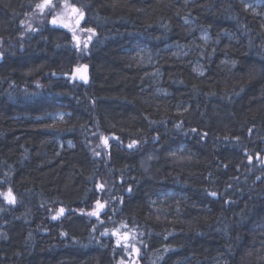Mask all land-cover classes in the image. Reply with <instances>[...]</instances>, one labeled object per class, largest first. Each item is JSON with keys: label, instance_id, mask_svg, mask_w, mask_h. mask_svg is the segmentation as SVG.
I'll return each instance as SVG.
<instances>
[{"label": "trees", "instance_id": "obj_1", "mask_svg": "<svg viewBox=\"0 0 264 264\" xmlns=\"http://www.w3.org/2000/svg\"><path fill=\"white\" fill-rule=\"evenodd\" d=\"M43 1L0 0V264H264V20L241 0H58L93 31L77 49L24 29Z\"/></svg>", "mask_w": 264, "mask_h": 264}, {"label": "rangeland", "instance_id": "obj_2", "mask_svg": "<svg viewBox=\"0 0 264 264\" xmlns=\"http://www.w3.org/2000/svg\"><path fill=\"white\" fill-rule=\"evenodd\" d=\"M244 5L251 9L253 12H256L263 20H264V0H241ZM39 5H43V7H36L35 12L28 17L27 23L24 25V29L26 31H31V29H34L36 25L41 23L42 21H46L49 23H52L54 25L61 26L65 29H67L70 34L72 35V41L73 45L80 49L84 47L93 37V31H89V29L83 28L81 25V22L83 20V16H80V13H82L81 10L73 8L69 4L65 2H59L58 0H49V2L46 4L45 0L41 2ZM73 9H76V12H73ZM53 20L56 21V23H53ZM184 21L190 25L194 29L197 30L198 37L201 39L202 42H209L210 36L207 32V29L200 28L198 25L194 23V21L190 20L189 18H185ZM167 50L172 52L173 54L184 57L187 54H189L191 51L198 50L197 45L194 44V42L189 45L185 44H174L169 45L166 47ZM136 53L141 58V60L146 65H153L154 64V57L152 54H150L145 48H138L136 49ZM193 67L195 70L199 73L203 72V69L201 67V63L199 60H194ZM157 74L158 70H155L154 73L151 75V82L153 83V87L155 91L159 93H163V89L159 87L157 83ZM63 113H54L48 116L52 119H61L63 118ZM67 146H71L70 142L64 143ZM60 143V145H64ZM172 196V193L167 194H161L159 195V198L162 200V202H165L168 197ZM63 212H61V208H56L50 213V219H60L62 217Z\"/></svg>", "mask_w": 264, "mask_h": 264}, {"label": "snow or ice", "instance_id": "obj_3", "mask_svg": "<svg viewBox=\"0 0 264 264\" xmlns=\"http://www.w3.org/2000/svg\"><path fill=\"white\" fill-rule=\"evenodd\" d=\"M49 2V0H45V3L47 4ZM38 7H43V5H38ZM77 10L76 9H73V12H76ZM80 16L82 17L83 16V13H80ZM53 23H56L55 20H53ZM89 31H91V29H89ZM84 79H86V77H83ZM213 195H215V193H213ZM9 197H10V193H9ZM99 207H103L102 205H99ZM63 210H61L62 212ZM95 213H93L94 215Z\"/></svg>", "mask_w": 264, "mask_h": 264}]
</instances>
